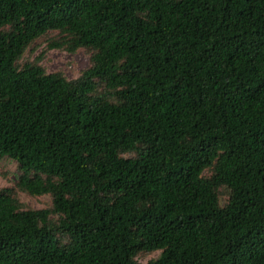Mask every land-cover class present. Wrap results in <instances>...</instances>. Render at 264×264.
Instances as JSON below:
<instances>
[{
    "label": "trees",
    "instance_id": "16d2710c",
    "mask_svg": "<svg viewBox=\"0 0 264 264\" xmlns=\"http://www.w3.org/2000/svg\"><path fill=\"white\" fill-rule=\"evenodd\" d=\"M5 161L0 264H264V0H0Z\"/></svg>",
    "mask_w": 264,
    "mask_h": 264
},
{
    "label": "rangeland",
    "instance_id": "374dc122",
    "mask_svg": "<svg viewBox=\"0 0 264 264\" xmlns=\"http://www.w3.org/2000/svg\"><path fill=\"white\" fill-rule=\"evenodd\" d=\"M42 50H45L46 56L43 62L49 73L61 72L68 79L74 80L80 76V72L89 66V54L79 50L74 54L60 51H46L45 42L39 41L33 52L29 51L25 55L24 62L33 60ZM23 62V63H24ZM17 165L10 161L0 163V189L13 186L16 182ZM20 200L27 206L35 209L46 208L50 205L49 197L30 198L23 193H19ZM226 197L222 196L221 203H224ZM147 259H142L146 263Z\"/></svg>",
    "mask_w": 264,
    "mask_h": 264
}]
</instances>
